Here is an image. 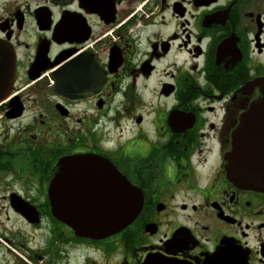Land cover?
<instances>
[{
    "label": "flooded vegetation",
    "instance_id": "flooded-vegetation-1",
    "mask_svg": "<svg viewBox=\"0 0 264 264\" xmlns=\"http://www.w3.org/2000/svg\"><path fill=\"white\" fill-rule=\"evenodd\" d=\"M0 47L14 54L0 173L29 187L2 196L27 231L1 227L0 264H264V178L228 175L264 80V0H0ZM71 156L140 191L131 223L96 239L52 216L48 186Z\"/></svg>",
    "mask_w": 264,
    "mask_h": 264
},
{
    "label": "water",
    "instance_id": "water-1",
    "mask_svg": "<svg viewBox=\"0 0 264 264\" xmlns=\"http://www.w3.org/2000/svg\"><path fill=\"white\" fill-rule=\"evenodd\" d=\"M72 75L65 67L55 71L56 88L71 90ZM13 79L14 54L0 47V101L10 93ZM228 161L234 165L228 171L231 179L251 182L253 175L264 178V80L260 97L241 117ZM101 168L111 173L101 179L89 176L91 170ZM47 193L50 211L56 220L72 227L79 236L96 239L126 227L142 207V196L135 186L110 164L90 156L61 159ZM11 203L28 223L39 222L35 207L28 202L12 196ZM143 264L169 263L147 257Z\"/></svg>",
    "mask_w": 264,
    "mask_h": 264
},
{
    "label": "rangeland",
    "instance_id": "rangeland-1",
    "mask_svg": "<svg viewBox=\"0 0 264 264\" xmlns=\"http://www.w3.org/2000/svg\"><path fill=\"white\" fill-rule=\"evenodd\" d=\"M13 130L8 131L10 135H12ZM2 133H6L7 131H1L0 130V141H2ZM17 168H15L16 170ZM15 178V177H14ZM36 191L40 189L38 186L33 187ZM29 187H23L19 181L13 180V178H10L9 175H6V173H0V229L1 227H6L7 229L11 230H19L22 232L27 231L24 229L27 226V223L17 215H14L10 209L8 208L7 201L2 198V196L6 195L10 191H16V192H22L23 190H28ZM42 225H44L42 223Z\"/></svg>",
    "mask_w": 264,
    "mask_h": 264
}]
</instances>
